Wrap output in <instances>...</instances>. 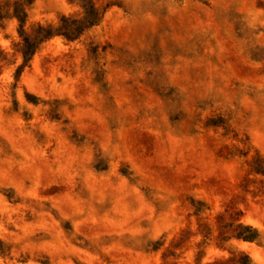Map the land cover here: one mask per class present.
Returning <instances> with one entry per match:
<instances>
[{"label":"rangeland","instance_id":"1","mask_svg":"<svg viewBox=\"0 0 264 264\" xmlns=\"http://www.w3.org/2000/svg\"><path fill=\"white\" fill-rule=\"evenodd\" d=\"M118 3L0 0V264H264V0Z\"/></svg>","mask_w":264,"mask_h":264},{"label":"clouds","instance_id":"2","mask_svg":"<svg viewBox=\"0 0 264 264\" xmlns=\"http://www.w3.org/2000/svg\"><path fill=\"white\" fill-rule=\"evenodd\" d=\"M58 3H62L63 0H57ZM114 3L117 4V6H120L118 3V0H113ZM78 7L73 11V13L70 15L68 13H65L63 20H56L52 25V30L56 29H63L68 32L75 31L77 27L83 26V25H89L93 23L92 13L99 12L100 9L95 7V0H77ZM107 6V5H105ZM48 24H43V28L45 31L48 30ZM25 35L19 39L20 45H21V63L23 61V53L26 51L28 44L25 43V40H27L28 43H32L35 39V36L33 34H29V30L25 29ZM43 35V33H41ZM64 51H68L67 48L64 49ZM43 96V94L41 93ZM44 100H47L48 97L44 96Z\"/></svg>","mask_w":264,"mask_h":264}]
</instances>
